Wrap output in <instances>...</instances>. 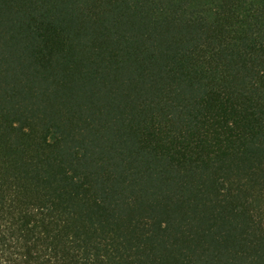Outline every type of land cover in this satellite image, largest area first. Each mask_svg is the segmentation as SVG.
Masks as SVG:
<instances>
[{"label": "trees", "instance_id": "1", "mask_svg": "<svg viewBox=\"0 0 264 264\" xmlns=\"http://www.w3.org/2000/svg\"><path fill=\"white\" fill-rule=\"evenodd\" d=\"M0 264H264V0H0Z\"/></svg>", "mask_w": 264, "mask_h": 264}]
</instances>
